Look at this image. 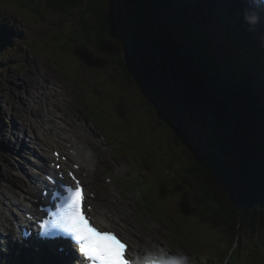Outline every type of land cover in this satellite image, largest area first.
Returning <instances> with one entry per match:
<instances>
[{
	"label": "rangeland",
	"instance_id": "obj_1",
	"mask_svg": "<svg viewBox=\"0 0 264 264\" xmlns=\"http://www.w3.org/2000/svg\"><path fill=\"white\" fill-rule=\"evenodd\" d=\"M145 1L150 5L153 4L156 12V9L164 12L167 5L172 8V11L176 12L178 2L182 4L187 0ZM145 1H142V4H145ZM191 1L187 2V5H182L189 14L191 21L183 20V17L180 18L182 19L181 24L185 28L195 31L187 32L189 36L186 38L192 40L193 36L192 41H185L183 36L178 38L170 33L171 31L168 28L172 27L170 24L175 23L174 18H172L173 15L168 21H163L162 25L164 27L161 28L162 32L166 33L168 40L171 42L176 41L175 49L180 47L178 53L186 59L187 66L195 58L194 46H192V42L197 38L196 29H198L193 26L196 20L195 15L200 16L201 14L200 18L202 17L203 21L209 24L208 28L212 31V36L211 38H205L209 43V40H212V43L216 42L217 48L213 50V52H216L214 55L216 57H220L219 32L226 31L225 26L221 30V21L226 23L227 19L224 16L228 18L230 16L227 10L218 9L216 4L211 5V0H204L205 4H209L211 10L205 8V4L203 7L196 6ZM109 3L119 14V23L114 28L116 33L112 35V38H106L108 46H104L105 50H99L97 42L89 44L83 41L86 47H84L82 54H78L76 47H73L72 52L70 48L77 42L81 43L80 40H73V38L77 37L76 16L81 17L82 15L83 19V16L88 13L86 0L82 3L81 10L83 12L73 10L70 12L73 14H71L72 17L65 16L64 13L46 10L41 5H33L36 8L34 12H31L30 9L33 6H30V9H23L14 1L0 0V65H2L0 66V143L2 145L0 146V193L3 192L2 190L6 186L5 178H8V173L18 172L22 169L24 173L21 159L17 156L16 150L20 149V144L29 146L30 143L37 144L40 141L39 133L41 127H43L41 117L45 116L49 110V114H53L51 119L55 120L59 117L58 123L63 120L64 127L69 132L72 131V137L76 139L75 143L77 145L81 143L85 148L82 153L78 147H74L75 152L78 155L80 154L81 164L85 168L89 164L95 172V177L93 176L94 178L89 180V187L96 196L94 200L90 201L92 206L106 207L105 213L108 212L107 215H110L116 221L135 248L151 249L157 247L162 251H176L182 257L180 264H194L191 251L185 247V244H187L186 239L179 237V230L183 223L178 222L179 228L173 222L166 225L157 221L149 214L148 208L137 201L138 192L132 182L128 181L131 189L130 193L126 186L123 187L120 182L121 179L138 177V172H135L138 167L141 173L146 174V181L152 182V178L156 174V167L161 165V169L164 170V167L170 163L165 154L169 150V145L171 146L173 131H169L174 130V128L167 126L163 132L152 129L155 122H158L156 115L152 113L153 118L149 116L146 112L145 102L141 100L136 88L132 85L127 87L123 82L121 78L123 71L119 64L125 66L123 62L126 61L129 50L134 48L132 41L137 36L139 41L140 33L135 23V19H137L136 11L130 8L129 4L121 0H110ZM140 8L142 9L141 13L144 14L145 6H140ZM148 12L152 14L151 10ZM156 12H154V20H156ZM164 16L168 18L166 13H164ZM199 23L202 22L199 21ZM4 26L9 30L8 33ZM130 28L136 30L135 33H138L135 35L136 37L131 34ZM181 30L183 29L181 28ZM201 38L203 39V37ZM200 39L196 40L199 41ZM64 44L67 46L66 50H69L65 55H61L57 47L58 45L63 47ZM149 49L152 50V47ZM154 53H156L155 50ZM258 53L255 56L257 66L254 74L256 76L260 75L258 73V68H260L257 59ZM244 54L247 55L246 52ZM58 59L61 66L58 65L60 64ZM66 59H69V61ZM130 65L134 70L137 69L133 59ZM211 67L213 68L214 65H210L209 69ZM176 68L180 69L181 67L176 66ZM185 78L180 80L183 81V89L186 92L189 80L186 76ZM253 82V85L257 87L255 81ZM40 86L42 90L46 88L45 92L48 93L44 94V97L38 98L37 91L39 88L37 87ZM251 91L249 90L248 93L251 94ZM258 94L263 96L260 92ZM52 107H55V110L51 109ZM186 110L184 109V112ZM42 112L44 113L42 114ZM144 112L145 114H143ZM95 114H98L100 119H104L105 122L113 121V128L119 130L121 135L118 134V137H113V139L106 137L102 132V127L99 129L100 126L98 127L92 122L94 121L92 116ZM127 115L131 119L126 118ZM126 119H129L130 122ZM29 122L32 123V128L31 126L26 128ZM86 122H88V126H86ZM127 122L129 123V134L125 132ZM92 124L101 134L99 132L96 134L97 132ZM80 125L86 127L85 129L89 132V135L82 132ZM193 126L195 130L200 129L195 123H193ZM91 129L96 133L90 131ZM20 130H22L21 133ZM46 130L48 129L42 128L43 134L50 137V133ZM199 135L202 137L203 133ZM61 143L67 145L68 142L64 139V142ZM31 146L33 145L31 144ZM135 147L139 150V155H136L138 161L130 153V150L135 149ZM86 152L87 154H85ZM19 162L22 169L16 166V163ZM164 172L166 173V171ZM170 176L166 173L160 175V178L171 182ZM108 178L112 179L114 184H108L106 182ZM0 201H4L2 194H0ZM188 223L190 224L189 221ZM213 235H216V233H213ZM191 242L193 243L194 240L191 239ZM4 257L0 258V264L25 263L17 251L11 252V260Z\"/></svg>",
	"mask_w": 264,
	"mask_h": 264
},
{
	"label": "trees",
	"instance_id": "obj_2",
	"mask_svg": "<svg viewBox=\"0 0 264 264\" xmlns=\"http://www.w3.org/2000/svg\"><path fill=\"white\" fill-rule=\"evenodd\" d=\"M10 1L16 2L23 9L41 5L46 10L72 17L70 12H81L85 0ZM109 1L86 0L88 13L83 19L82 15L76 16L77 37L73 38L81 43L70 45L71 52L76 47L78 54H82L86 47L85 41L89 44L97 42L99 50L106 49V38H112L116 33L114 28L119 23V14L108 4ZM121 1H125L136 11L135 23L141 37L138 41V36H135L138 33L132 28L136 37L132 46L142 51L148 49V46L152 47L153 57L158 61L157 64L153 61L154 65L149 66L143 55L132 48L123 62L126 67L119 64L123 71L121 78L127 87L131 84L136 88L142 101L149 102L146 103L151 108L147 111L149 115L159 113L157 120H164L163 124L157 122L159 129L166 128L168 121H172V125L176 122L181 124L176 136L171 138L172 150L169 154L176 160L179 175L172 171L170 163L164 170L158 165L153 181L142 182L139 200L141 198L144 205L147 204L151 214L159 222L169 223L173 217L179 216L191 221V224L185 225L188 228L186 233L193 236V245L201 244L197 251H203L204 254L198 258L199 264H264V115L261 110L264 103L258 102L257 94L250 88L247 80L244 81L243 74H240L247 68L244 61L249 58L248 55L244 54L234 33H226L224 36L220 34V42L224 39L230 42L221 47L226 51L220 50L219 66L209 69L206 59L215 55L214 44L203 37L204 40L201 38L192 42L195 58L187 66L186 59L178 53L180 47L175 49L176 41L171 42L166 33L162 32L163 25L160 26L159 21L155 22L154 19L149 20L148 15L151 13L147 10L150 9L155 14L153 4L150 5L145 0ZM143 5L144 14L140 8ZM35 6L31 8L33 11L30 9L31 12H34ZM181 28L185 27L182 24L172 26L170 33L176 35L179 30L182 31ZM184 30L189 32L188 29ZM187 32L181 34L189 36ZM143 45L147 46L142 47ZM57 48L61 55L69 50H66V44L63 47L58 45ZM132 59L137 67L135 70L130 65ZM58 61L60 62L59 59ZM159 63L161 67H158ZM58 65L61 66V62ZM151 68L158 69V75L153 74ZM260 72L264 73V68ZM185 76L189 80L186 92L183 81L180 80ZM155 88L157 89L153 91ZM249 90H252L251 94L248 93ZM149 92L152 95H148ZM166 98H170L171 102L165 103ZM151 103L156 105V110L151 107ZM181 109H187L189 117H193L188 124L180 118L183 114ZM169 111L172 112L169 114ZM126 118L130 117L127 115ZM94 119L98 120L96 116ZM126 120L130 122L129 119ZM253 121L259 123L261 131L257 130V123ZM113 123L110 120L100 122L110 139L120 134L119 130L113 128ZM193 123L200 129L195 130ZM128 127L127 122V134L130 133ZM201 132L204 138L200 137ZM201 140L206 142L205 145H201ZM229 145L231 150L227 149ZM135 149L132 148L130 153L136 157L139 150L137 147ZM181 165H184V169L180 168ZM164 171L171 175V182L160 178V175L166 174Z\"/></svg>",
	"mask_w": 264,
	"mask_h": 264
},
{
	"label": "bare ground",
	"instance_id": "obj_3",
	"mask_svg": "<svg viewBox=\"0 0 264 264\" xmlns=\"http://www.w3.org/2000/svg\"><path fill=\"white\" fill-rule=\"evenodd\" d=\"M182 1H184V0H182ZM189 1L190 0H187V1H185V3H182V4L178 2V4H177L178 7L176 9L177 13L172 11V8L168 7V5L165 6V8L167 10L165 9L164 12H161L159 9H157V12L155 11L156 14H157L155 22L159 21L158 22L159 24H163L164 22L168 21V19H171L170 17L172 15H173L172 18H174L175 23L173 25L170 24L171 26L175 27V25H176V27H177L178 25H180L181 24V20H182L180 17H183V20H186V21L188 20L190 22L191 20H190L189 14L186 12L185 8L182 7V5H187L189 3ZM211 1L212 2L210 4L211 5L212 4H216L217 5L216 7L218 9L220 8V10H222L221 8H223V9L227 10L230 13L229 18L233 19L231 21H227L226 23L221 21V23H222V25H220L221 30H222V27L225 26L226 31L223 30V31H220L219 33L222 36H224L226 33H228V34L229 33H234L237 36L236 37V41L241 44V46H242L241 48L244 49V52L249 54L250 58H247V60L244 61L245 64H246V67H247L246 70H245L246 73L242 72L240 74L241 75L243 74L244 81L247 80L246 81L247 83H250L249 80H248V77L252 81H255L257 87L254 86V91H258V88H259L260 90L258 92H260L263 95V96H261L257 92V95L260 98V100H258V102L260 103V101L264 98V80L261 77L259 78L258 76H256L254 73L251 74V71L254 72L255 69H256V66H257V64H256V62L254 60L255 59L254 57L257 56L256 54L258 52L259 53H258V58L257 59L259 60V63H261L260 66H264V30L261 29L260 27H258V26H262V25L259 24L254 19V16L255 17H258V16H256L253 13L252 9H249V8L246 7V3H243V2L239 3L238 0H234V1H237V2H234V4H232L233 0H211ZM191 3L193 5L201 6V7H203V5L205 4L204 0H192ZM162 5H165V4H162ZM205 5H206L205 8H209V4H205ZM230 10H232V11H230ZM147 11H150V9H148ZM202 11H203V9H202ZM234 12L238 15V16L235 17L236 19H234V16H233ZM164 13H166V15H168L167 16L168 18H165ZM220 13H222V12L220 11ZM262 14H263V18H264V12H262ZM151 15L153 17L155 16L154 14H151ZM151 15L150 14L148 15L149 20L153 19V17ZM200 16H201V14H200ZM200 16L198 14H196L195 15L196 20L193 23V26L198 28V29H196L197 30V32H196L197 38L196 39H200L201 34H202L201 37L211 38V36H212L211 32L212 31H210L209 28H208L209 24H207L206 21H203V18L202 17L200 18ZM159 18L162 21H160ZM220 18H222V17H220ZM199 21L202 22V23H199ZM230 22H232V23H230ZM167 27H168V25H167ZM4 28L6 29V31L8 33L9 30L5 26H4ZM168 29L172 32L171 28H168ZM182 29L184 30V28H182ZM130 30L132 32H134L132 28H130ZM183 30L182 31H180V30L178 31L177 30L178 33H176L175 36H177L178 38L182 37L183 35L181 33L182 32L183 33L187 32L186 30H184V31ZM140 37H141V35L139 36V38ZM183 37H184L185 41L186 40L191 41V39H187L186 38L187 36H183ZM229 42L230 41L226 42L225 39L222 42L219 41V43H218L219 49L223 50V48H221V47L222 46H227L229 44ZM215 46H216V42H214V47ZM230 46H232V45L230 44ZM223 51H226V50H223ZM215 57L216 56L213 55L210 58L206 59L207 60L206 63L209 66L213 64L214 67H218L219 66L218 61L220 59H219V57H216V59H214ZM248 61H249V65H248ZM0 66H2V65H0ZM156 79H157V77H156ZM29 85L30 84H28V86ZM41 86L37 87V88H39L38 91H37L38 98L39 97H44V94L48 93V92H45L46 88L44 90H42ZM129 86H131V84ZM29 87L31 88V86H29ZM166 96H168V95H166ZM243 96H245L244 93H243ZM45 99L47 100L48 98L46 97ZM164 102L165 103L171 102V99L170 98H166V100H164ZM155 103L156 102L154 101V104ZM243 104H244V102H243ZM253 105L256 106L257 104H253ZM49 106L51 107L52 105H49ZM55 106H56V103H55ZM187 106L190 107L188 105V103H187ZM51 109L55 110V107H52ZM261 110H262V113L264 115V106L262 107ZM33 111H34V109H33ZM181 111H182L183 114H182V117H180V118L184 121V123L188 124L189 119H192L193 117L192 116L189 117V112L187 110L184 112V110L181 109ZM171 112L172 111H169L168 113L170 114ZM43 113L44 112H42V114ZM52 116H53V114L52 113L49 114V110H48V113L45 116L41 117V124L43 123L42 124L43 127H41L40 131L43 132L42 128L48 129V130H46V132L50 133V137L40 132L39 133L40 141L38 142V144L30 143V144H28L30 146V148H29V146L25 145V146L21 147V148H23L22 150H20V151H19V149L16 150L17 156H19V158L21 159V162H22V165H23V168H24V173L22 172L23 169L21 168V164L19 162V163H16V166L19 169H22V170L18 171V172L12 171V172L8 173V178H5L6 186L3 188V190H2L3 192L0 193L4 197V201H0V236H2V237H8L9 236L8 234H10V232H13V231H15L18 228L17 221H20V223L21 222L22 223L26 222L24 220V218H23L25 213L34 212V207H35L34 206V202H35V199L38 198L37 197V193H40V192H43V191L51 189V185H49V183L46 180V178H41V177L45 176V172L47 170L56 173V171H55L56 169H53L52 165H53V167H55V166L60 167L61 170H67L68 167H71V168L74 167L76 169V173L77 174H84V172H85L86 168H83L81 166L77 168V166L75 165V164H77V165L81 164L80 161H82V159L77 154V152L75 154L71 155L70 153H68L69 149L66 147V145H62V143H61L62 141H64V139H66V142L69 143L68 145L70 146L69 147L70 150H72L74 152L76 151L74 149V147H76L77 144L75 143L76 139L72 137V131L69 132L64 127V125H61L62 123L61 124L58 123L59 117L57 119L53 120V119H51ZM157 116H160L159 113H158ZM164 116H165V114H164ZM96 118H98V120L100 119V117L98 115L96 116ZM252 119L255 120L257 118L252 117ZM100 120H101L100 122H102V123L105 122V120L102 119V118ZM100 122L98 121V125L101 127V125L99 124ZM159 122L163 124L164 120L163 119H159ZM171 122L168 121V126H172L174 128V130H170L169 132H171V131L175 132L176 130H178L177 128L180 127L181 124L176 122L175 124L172 125ZM196 122L200 123L201 121L196 120ZM258 125H259V123L257 124V127H258ZM29 126H31V128H32V123L29 122L27 124L26 128H28ZM206 126H208V125H206ZM165 127H167V126L165 125ZM262 127H264V124L262 125ZM80 129L82 130V132H84L85 134L87 133L89 135V132L85 128H83L82 125H80ZM260 129L261 128H259L257 130L261 131ZM102 130L104 131V128H102ZM21 132H22V130H20V133ZM169 134L171 135V133H169ZM202 137L204 138V135ZM171 138H172V135H171ZM201 141H202L201 145H205L206 142L204 140H201ZM31 144L33 146H31ZM72 145H73V147H71ZM0 146H2L1 143H0ZM50 146H52V147H50ZM48 147L49 148H54V149H56V148L58 149L59 148V150L63 154H68L67 158L66 157L65 158H59L58 160L54 159V157L52 155V150L49 151ZM26 148H28L29 151L32 150V149H34L36 151L35 160H34L32 155H28V154H26L24 152V150ZM227 149L231 150V146L229 145ZM85 154H87V152ZM33 155H35V154H33ZM77 160H79V161H77ZM51 161H54V162L51 164ZM92 170L93 169L91 167H89L88 173H87V175H88L87 178H94L95 177V176L94 177H90ZM21 174H23L24 176H21ZM79 178H80V175H79ZM55 180H56V188L58 190L63 189L62 186L66 187L68 185H73V183L70 180V178L63 177V178L54 179L53 183L55 182ZM49 199L50 198H48L47 196H45V198H43L40 195L39 203H41L42 200H43V202L44 201L48 202ZM2 206H3V210H2ZM15 209H16V211H15ZM105 209H106V207L105 208H102V207L100 208V207L96 206L94 212L92 213V217L94 218V223L96 225H98V226H101V228H105V227L109 228V229L112 228V229H116L119 233H120V231L123 232L122 228H120L118 226V224L115 222V220L112 219L110 215H107L108 212L105 213L106 212ZM118 229H120V231ZM213 233L215 234V232H210V234H213ZM123 234H125V233L123 232ZM216 235H217V233H216ZM125 245L127 247H130V244L128 245V243H125ZM30 246H31L30 248H26L25 246H23V244H18L17 246H14L15 250L18 252V255L21 256L24 259V261H25L24 264H55L54 262H52V258L48 257V255H49L48 252L51 251L48 248L49 246L45 247L44 249L37 248V246H35V245H30ZM52 249H53V247H52ZM141 250L145 251V248L141 249ZM133 251L134 250L131 247L128 249L129 253H133ZM54 254L57 256L56 253H54ZM4 256H5L4 258H6L8 260H11L9 252L7 254H5ZM136 257L137 258H142L143 256L137 255Z\"/></svg>",
	"mask_w": 264,
	"mask_h": 264
},
{
	"label": "water",
	"instance_id": "obj_4",
	"mask_svg": "<svg viewBox=\"0 0 264 264\" xmlns=\"http://www.w3.org/2000/svg\"><path fill=\"white\" fill-rule=\"evenodd\" d=\"M131 34L132 35H135V33H133V32H131ZM129 36V35H128ZM147 45H143L142 47H146ZM136 47L134 46V51H136V52H140V54L141 55H143V59L144 60H146V62H147V64L149 65V66H151V65H154L153 64V61H154V63L155 64H157V62L158 61H155V59H154V57H153V54H152V51L149 49V47H148V49L150 50V51H148V49L146 48L145 49V51H142V49H140V50H137V49H135ZM145 62V61H144ZM161 63V62H160ZM160 63L158 64V67H161L160 66ZM162 64V63H161ZM155 69V70H154ZM151 70H152V73L153 74H157L158 75V73H159V70L158 69H156V68H151ZM126 85V84H125ZM156 90V88L155 89H153V91H155ZM138 95H139V93H138ZM148 95H152V93L151 92H149L148 93ZM140 96V95H139ZM142 100V99H141ZM144 102V101H143ZM148 102V101H147ZM147 102H145L144 103V105H146V112L147 111H149L151 108L149 107V106H147ZM149 103V102H148ZM151 107L154 109V107H156V105L154 106L152 103H151ZM154 110H156V109H154ZM149 115V114H148ZM151 115V114H150ZM149 115V116H150ZM156 116L158 115V114H155ZM151 117H152V115H151ZM159 122V121H158ZM166 126H168V124H166ZM152 129H157V130H159L160 132H163L166 128H164V129H159V127L157 126V122H155V125L154 126H152ZM173 136H176V133H172V138H173ZM170 150H172V148H170V145H169V150H167V152H166V154H165V156H166V159H167V157H168V159H169V162L171 163V165H172V171L175 173V174H178L179 172H177L176 171V160H173V158L171 157V156H169V154H170ZM169 165H167L166 167H168ZM180 168H183L184 169V165L182 166L181 165V167ZM179 175V174H178Z\"/></svg>",
	"mask_w": 264,
	"mask_h": 264
}]
</instances>
